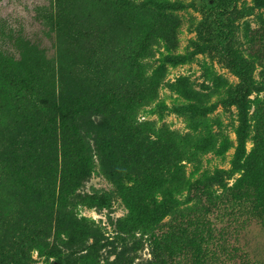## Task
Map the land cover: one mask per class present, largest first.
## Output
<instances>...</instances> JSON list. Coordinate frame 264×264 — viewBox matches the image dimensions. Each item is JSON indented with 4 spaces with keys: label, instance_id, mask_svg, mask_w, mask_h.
I'll list each match as a JSON object with an SVG mask.
<instances>
[{
    "label": "rangeland",
    "instance_id": "obj_1",
    "mask_svg": "<svg viewBox=\"0 0 264 264\" xmlns=\"http://www.w3.org/2000/svg\"><path fill=\"white\" fill-rule=\"evenodd\" d=\"M129 1L132 6L147 9V15L152 12V21L121 11L120 5L108 0H0V67L14 69L25 83L17 92L0 81V147L11 133L10 124L3 120L10 118L7 108L20 115L28 107L29 97L56 94L62 76H66L69 88H77L76 77L89 73L100 58L108 57L118 66L109 73L116 76L110 78L114 90L131 93L134 69L130 46L140 49L151 32L157 41L150 42L142 61L162 63L166 85L160 88L156 102L137 112L136 123L163 126L193 139L205 124L218 137L228 138L231 146L220 156L204 152L193 163L182 162L186 166L183 176L173 174V169L163 172L160 185L149 193L153 198L138 205L137 212L155 223L146 229L128 222L129 209L122 195L132 194L135 199L145 195L146 187L139 192L135 188L147 182L152 162L145 155L134 152L133 156L132 151L124 149L99 159L89 141L83 169L77 148L71 152L67 170L74 171L77 184L61 202L84 229L72 231L70 240V233L63 232L67 226L59 227L62 232L54 234L52 223L50 232L39 234L41 241L51 248L55 244L61 250L58 259L64 264H157L159 253L175 264H183L184 255L174 254L179 247L193 243L189 236L205 221L210 226H200L205 232L202 236H211L203 244L208 251L206 264H264V226L252 213L231 216L229 211H213L203 203L205 197L212 201L222 196L223 189L240 178L241 164L254 148L256 119L252 114L255 101L264 97V77L261 62L250 50L254 32L264 23V0ZM95 31L104 38L103 50L82 52L83 57L93 59L90 66L68 65L62 71L60 55L70 57L72 51L92 46L91 33ZM178 78L188 80L206 97L202 105L192 106L167 88ZM101 90L88 86L84 93L95 99ZM105 113L90 112L87 122H102ZM87 137L92 138L91 133ZM188 141L185 149L190 153L193 141ZM180 152L183 149L174 148L170 152L172 160L183 161ZM56 168L59 179L61 167ZM3 190L0 205L5 203ZM168 190L171 196L166 201ZM25 237L18 226L10 231L0 226L1 246L8 254L4 264H59L57 257L28 246ZM172 244H177L176 248L172 249Z\"/></svg>",
    "mask_w": 264,
    "mask_h": 264
},
{
    "label": "trees",
    "instance_id": "obj_2",
    "mask_svg": "<svg viewBox=\"0 0 264 264\" xmlns=\"http://www.w3.org/2000/svg\"><path fill=\"white\" fill-rule=\"evenodd\" d=\"M108 1L120 5L121 11L126 10V13L134 17L147 16V22L154 18L152 12L147 15V9L132 6L129 0H126L125 4L122 3L124 0ZM146 38L144 41L146 44H142L140 49L135 45L130 46L134 69L130 81L133 87L131 93L114 90L110 78L116 76L111 77L109 73L118 66L110 58L103 57L90 68L89 73L76 77L77 88H69L64 80L66 76H62L56 94H45L38 98L29 97L28 107L24 108L20 115L18 111H12L9 107L7 112L11 114L10 118L3 117V120L11 126V133L4 146L0 147V189L6 192V196L1 195L5 203L2 202L0 205V226L8 231L18 226L19 232L26 235L25 241L28 246L35 247L47 256L57 257L59 264H64L63 259H58L57 255L61 250L55 244L51 248L42 242L39 234L50 232L54 223V234L62 232L59 227L63 229L67 226L63 232L70 233L71 240L72 231L84 227L78 220H73L71 213L61 204L71 191V186L77 184L74 171L67 170L72 150L77 148L82 169L88 161L89 141L93 142L95 155L99 159L104 158L108 153L113 155L118 150L124 149L132 151L133 156L134 152L140 156L145 155L152 162L149 167L150 172L146 176L147 182L135 188L139 192L146 187L145 195L136 199L132 194L122 195L129 209L128 222L131 220L132 223L140 224L147 229L155 223L151 219H144L143 215L137 212L138 205L146 199L153 198L149 193L160 185V176L163 172L167 174L173 169V174L180 173L183 176L186 166L182 162L193 163L204 152L220 156L231 146L228 138L218 137L205 124L200 125V130L196 132L197 137L193 139L191 135H181L163 126L155 128L152 123H136L137 112L144 106L156 102L160 88L166 85L164 65L142 61L146 57V50L149 51L150 42L157 41L156 35L152 32L148 33ZM90 42L92 46L85 50H74L70 57L61 54L63 59L59 63L61 70L66 71L68 65L70 68L78 64L89 67L93 59H89V55L83 57L82 52L102 51L101 44L104 38L99 31H95L91 33ZM107 48L108 46H105V49ZM250 51L252 57L261 62L264 77V23L254 32ZM61 57L58 56V61ZM241 75L245 80V74ZM0 81L7 83L10 89L17 92L25 87V83L17 77L14 69L9 70L5 66L0 67ZM88 86L102 88L100 95L95 99L86 97L84 90ZM167 88L192 103V106L202 105V101L206 98L195 91L185 78H178L174 83L167 84ZM22 100L25 101V97H22ZM254 105L255 110L252 114L254 120L256 119L254 148L241 164L240 178L231 187L223 189L225 192L222 196L212 201L205 197L203 203L209 205L213 211L221 209L229 211L231 216L236 212L247 215L252 213L264 226V97L260 101H255ZM96 110H105L106 113L103 114L105 119L102 122H87L89 113ZM0 112H2L1 106ZM90 133L92 138L87 137ZM190 139L193 145L192 152L189 153L185 148ZM178 147L183 149V152H180L185 158L183 161H174L170 156V152ZM58 165L61 167L59 179L56 178ZM177 177L182 179L180 176ZM57 182L59 184L56 196ZM165 196L167 201L171 191L168 190ZM216 203L221 204L216 205ZM245 205L249 206L248 209L241 210ZM200 226H205L207 229L210 224L205 221L197 224L193 236H189L193 243L179 247L174 254L184 255L186 262L183 264H206L208 251L203 244L211 240V236L207 233L206 236H202L205 232ZM176 245L172 244L171 248H176ZM208 245L209 243L206 246ZM232 251L234 249L230 252ZM7 256V251L1 246L0 240V264H4ZM155 260L157 264H175L171 262V258L166 259L160 253ZM243 264L247 263L243 262Z\"/></svg>",
    "mask_w": 264,
    "mask_h": 264
}]
</instances>
